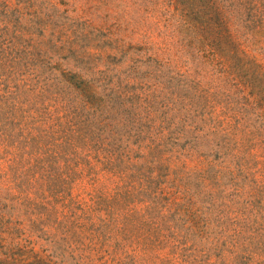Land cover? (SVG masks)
<instances>
[{"label":"rangeland","instance_id":"rangeland-1","mask_svg":"<svg viewBox=\"0 0 264 264\" xmlns=\"http://www.w3.org/2000/svg\"><path fill=\"white\" fill-rule=\"evenodd\" d=\"M0 264H264V0H0Z\"/></svg>","mask_w":264,"mask_h":264}]
</instances>
